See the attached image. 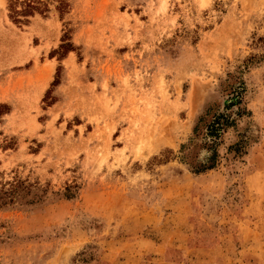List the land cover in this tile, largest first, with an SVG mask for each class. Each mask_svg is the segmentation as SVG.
<instances>
[{
  "label": "rangeland",
  "instance_id": "rangeland-1",
  "mask_svg": "<svg viewBox=\"0 0 264 264\" xmlns=\"http://www.w3.org/2000/svg\"><path fill=\"white\" fill-rule=\"evenodd\" d=\"M0 264H264V0H0Z\"/></svg>",
  "mask_w": 264,
  "mask_h": 264
}]
</instances>
